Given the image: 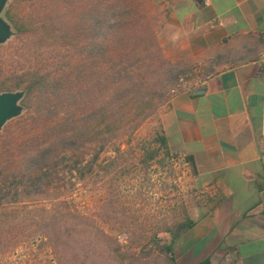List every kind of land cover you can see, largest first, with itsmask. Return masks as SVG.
I'll use <instances>...</instances> for the list:
<instances>
[{
  "label": "trees",
  "instance_id": "1",
  "mask_svg": "<svg viewBox=\"0 0 264 264\" xmlns=\"http://www.w3.org/2000/svg\"><path fill=\"white\" fill-rule=\"evenodd\" d=\"M32 1L4 5V17L18 38L33 36L41 47L48 44L59 54L50 66L22 69L15 83L0 85L1 92L23 90L18 124L0 134V229L17 228L23 216V231L33 228L45 238L52 231L55 244L67 243L65 231L73 227L72 220L88 219L73 214L69 199L80 186L98 184L101 173L118 167L116 158L100 161L107 147L120 151V140L132 138L165 100V86L181 76H187L186 84L205 80L213 69L167 61L144 0H46L40 19L25 15L24 4ZM32 7L35 12L39 5ZM30 108L34 111L25 121ZM141 150L148 163L160 153L179 157L161 131ZM184 161L196 174L194 160ZM110 206L116 214L115 199ZM194 225L183 206L178 219L155 233L170 236L155 241V256L123 251L119 239L101 234L118 263L177 264L175 244ZM5 241L17 249L29 240L20 233ZM198 264L212 263L205 259Z\"/></svg>",
  "mask_w": 264,
  "mask_h": 264
},
{
  "label": "crops",
  "instance_id": "2",
  "mask_svg": "<svg viewBox=\"0 0 264 264\" xmlns=\"http://www.w3.org/2000/svg\"><path fill=\"white\" fill-rule=\"evenodd\" d=\"M145 1L165 59L213 69L160 116L171 151L196 166L177 264H264V0Z\"/></svg>",
  "mask_w": 264,
  "mask_h": 264
},
{
  "label": "rangeland",
  "instance_id": "3",
  "mask_svg": "<svg viewBox=\"0 0 264 264\" xmlns=\"http://www.w3.org/2000/svg\"><path fill=\"white\" fill-rule=\"evenodd\" d=\"M14 1L9 0L5 7H9ZM45 2L46 0L25 2V15L40 19L46 12L43 10ZM33 3L39 5L35 12ZM144 4L148 17L156 23L145 0ZM0 16L13 31L3 12ZM39 43L38 38H18L14 33L0 42V85L15 83L14 77L22 69L51 65L56 59L51 58L59 53L53 49L55 47L48 44L41 47ZM178 82L172 81L171 85L164 87L165 100L132 138L120 140V151L117 152L110 145L102 154L100 161L105 160L104 164L116 158L118 167L115 172L101 173L98 184L80 186L69 199L73 214L88 218L83 221L72 220L73 227L65 231V238L69 236V241L65 243L60 240L55 244L57 235L52 231H49L51 238L34 234L33 228L23 231V224H20L24 218L22 216L17 222V228L0 229V264H121L113 258L101 231L119 239L123 251L133 250L141 256L158 254L155 241H169L170 236L159 233L155 237V233L178 219L182 207L187 208L189 201H196L198 196L192 187L191 170L184 158L179 156L172 160L160 153L156 160L148 163L146 154L141 150L143 143L152 142L156 133L161 131L160 116L167 108V98L173 95L172 89L178 86ZM1 93L4 92L0 91ZM32 111L34 108L25 110V121L30 120ZM18 122V117L8 121L0 129V134L7 128L15 127ZM114 199L116 214L112 213L110 206ZM50 226L47 228H51ZM20 233L29 241L17 249H10V243L5 240Z\"/></svg>",
  "mask_w": 264,
  "mask_h": 264
},
{
  "label": "water",
  "instance_id": "4",
  "mask_svg": "<svg viewBox=\"0 0 264 264\" xmlns=\"http://www.w3.org/2000/svg\"><path fill=\"white\" fill-rule=\"evenodd\" d=\"M7 0H0V14ZM13 31L0 16V42L7 40ZM23 92H4L0 94V129L21 113L20 102Z\"/></svg>",
  "mask_w": 264,
  "mask_h": 264
},
{
  "label": "built area",
  "instance_id": "5",
  "mask_svg": "<svg viewBox=\"0 0 264 264\" xmlns=\"http://www.w3.org/2000/svg\"><path fill=\"white\" fill-rule=\"evenodd\" d=\"M199 66H200V64L197 65V67H199ZM186 79H187V76H181V78L179 79V82H178V86L172 89L173 94H175L180 89V87H182L184 84H186V81H187ZM205 193H211L212 196L215 197L217 195L218 191L214 187H207L206 189L201 190L199 195L202 196Z\"/></svg>",
  "mask_w": 264,
  "mask_h": 264
}]
</instances>
